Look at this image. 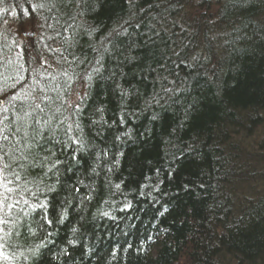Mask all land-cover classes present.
<instances>
[{"label":"trees","instance_id":"obj_1","mask_svg":"<svg viewBox=\"0 0 264 264\" xmlns=\"http://www.w3.org/2000/svg\"><path fill=\"white\" fill-rule=\"evenodd\" d=\"M0 88V264H264V0H0Z\"/></svg>","mask_w":264,"mask_h":264},{"label":"snow or ice","instance_id":"obj_2","mask_svg":"<svg viewBox=\"0 0 264 264\" xmlns=\"http://www.w3.org/2000/svg\"><path fill=\"white\" fill-rule=\"evenodd\" d=\"M39 6L40 7H43L42 4L39 5ZM25 14H27V10H25ZM3 91L4 90L2 88H0V93H3ZM17 98H18L17 96L13 95L11 97V99L9 101H7V102L0 101V112H7L8 111L7 103H11L12 101L16 100ZM33 99H35V98L33 97ZM36 107H39V105L37 104ZM5 119H6V117H5ZM0 123H3V120H0ZM7 127L8 126L5 125V128H7ZM4 130L5 129L0 128V139H2V140H8L9 137L7 135H4L3 134L4 133ZM0 159H3V156H0ZM8 167L9 166L7 164H5L3 168H0V187H3L6 190V192L11 193V192H13V188L8 187V185L11 184L12 181L7 180V176L4 174V170L7 169ZM16 179L19 180L20 177L17 176ZM117 187H119V185H117ZM4 199H6V197ZM4 199H0V207H3L4 206ZM13 206L14 205H12V204H8L7 205L8 208H11ZM41 207H43V205H41ZM125 207H130V205H126ZM104 215H108V213H104ZM49 223H51V221H49ZM0 255H3V254L0 253ZM3 258L4 259H8L7 256H4Z\"/></svg>","mask_w":264,"mask_h":264},{"label":"rangeland","instance_id":"obj_3","mask_svg":"<svg viewBox=\"0 0 264 264\" xmlns=\"http://www.w3.org/2000/svg\"><path fill=\"white\" fill-rule=\"evenodd\" d=\"M25 22L26 23H24V28H20V26H19V23L18 22H14V24H12V27H11V31L12 32H16V33H18V35H19V37H20V41H19V45H20V48H23L24 47V45L26 44V48H28V50L27 51H29V54H34L35 56H34V58L35 57H37L38 55L37 54H35V52H34V49H33V44L32 43H29L30 41H33L32 39H27V38H24L23 36H22V33H20L21 31H26V32H31L32 30H31V28H30V26L32 25V21H26L25 20ZM33 24H35V22H33ZM28 46V47H27ZM19 47V46H18ZM39 62H41V64L42 63H44V61L42 60H40ZM74 100H76V99H74ZM2 101V100H1ZM0 168H2V166H0ZM0 192H1V187H0ZM0 225H1V221H0Z\"/></svg>","mask_w":264,"mask_h":264},{"label":"water","instance_id":"obj_4","mask_svg":"<svg viewBox=\"0 0 264 264\" xmlns=\"http://www.w3.org/2000/svg\"><path fill=\"white\" fill-rule=\"evenodd\" d=\"M23 37L30 39L31 37H35V32H22Z\"/></svg>","mask_w":264,"mask_h":264},{"label":"bare ground","instance_id":"obj_5","mask_svg":"<svg viewBox=\"0 0 264 264\" xmlns=\"http://www.w3.org/2000/svg\"><path fill=\"white\" fill-rule=\"evenodd\" d=\"M78 95H80V92L78 91Z\"/></svg>","mask_w":264,"mask_h":264}]
</instances>
